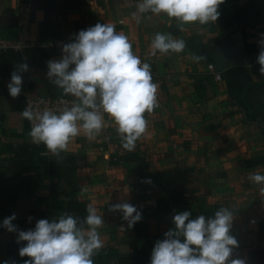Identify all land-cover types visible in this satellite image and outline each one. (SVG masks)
Returning a JSON list of instances; mask_svg holds the SVG:
<instances>
[{
  "label": "crops",
  "instance_id": "0c3cea01",
  "mask_svg": "<svg viewBox=\"0 0 264 264\" xmlns=\"http://www.w3.org/2000/svg\"><path fill=\"white\" fill-rule=\"evenodd\" d=\"M248 1L224 0L217 21L201 25L184 24L163 13L143 14L137 23L132 16L137 0H0V39L15 40L17 6L26 3L30 7L27 46L44 50L41 56L33 52L29 64L9 54L0 56V264H24L30 259L19 256V248L26 242L18 244L17 233L8 232L3 220L15 214L12 223L27 231L40 219L57 218L47 214V208L67 202L70 182L76 188V199L86 208L92 204L104 220L98 229L104 246L92 257L93 264L108 252L135 257L137 250L129 249L130 241L154 247L174 227L172 216L176 213L189 211L190 219L199 215L209 218L222 207L234 214L230 234L239 247L233 258L264 264V198L260 194L264 184L246 179L250 174L264 175V77L254 73L258 41L264 33V0H253L261 12L258 18L233 15ZM96 23H112L118 33L126 35L142 63L150 64L152 81L158 85L159 107L144 114L147 131L131 151L139 160L119 159L129 151L122 147L115 126L105 115V128L98 137L89 139L82 133L62 151L76 164L71 178L50 176L45 170L39 188L19 193L22 181L34 176L33 171L8 165L19 144L32 143L29 121L20 115L25 98L74 99L47 78V61L62 56V49L47 44L73 37ZM170 31L173 38L185 41V49L149 57L154 35ZM237 37L246 64L219 72L216 81L207 70L211 55ZM19 63H27L29 71L22 73L20 95L12 98L7 84ZM138 164H145L147 191L139 198L129 189L127 178V172ZM148 180L151 183L145 182ZM10 189L19 194L12 196ZM178 194L185 201L181 209L171 200ZM122 202L141 212V220L131 228L119 218V212L108 210Z\"/></svg>",
  "mask_w": 264,
  "mask_h": 264
},
{
  "label": "clouds",
  "instance_id": "9594fccd",
  "mask_svg": "<svg viewBox=\"0 0 264 264\" xmlns=\"http://www.w3.org/2000/svg\"><path fill=\"white\" fill-rule=\"evenodd\" d=\"M224 0H137V23L142 15L164 14L184 24L215 23L218 8ZM260 51L256 62L264 77V33L258 41ZM186 47L182 39L157 32L151 39L149 57L159 52L179 53ZM196 59V57H193ZM29 71L27 63H19L11 73L8 93L17 98L22 90V73ZM47 78L64 95L74 99L58 111L26 107L21 117L31 122L28 135L35 145L43 144L54 156L66 151L77 136L98 137L105 128V115L115 126L122 147L131 152L146 133L145 113L157 106L158 85L153 83L151 66L141 61L132 44L112 23H96L75 34L73 42L62 44V56L47 61ZM247 180L264 184V175L250 174ZM151 183L150 180L145 181ZM264 198V187L260 189ZM110 212L122 213L128 228L141 220V212L130 203L112 204ZM81 220L67 212L52 220L40 219L34 229L18 230L12 223L15 214L3 220L8 232L17 233L20 257H29L24 264H93L92 257L104 246L98 229L104 225L102 215L89 204ZM183 211L172 216L173 228L156 241L150 264H246L243 258H233L238 241L230 234L233 212L220 208L212 217L199 215L190 219ZM29 220L32 217L28 218ZM182 238V241H181ZM3 264H10L4 261ZM15 264V262H11Z\"/></svg>",
  "mask_w": 264,
  "mask_h": 264
},
{
  "label": "trees",
  "instance_id": "16d2710c",
  "mask_svg": "<svg viewBox=\"0 0 264 264\" xmlns=\"http://www.w3.org/2000/svg\"><path fill=\"white\" fill-rule=\"evenodd\" d=\"M242 14H246L249 18L255 19L260 17L261 12L257 7L255 1L249 0L246 4L238 6L233 12V15ZM45 24L46 23H43L42 25ZM43 51L44 50L40 47L29 48L28 46H26L20 51L8 50L4 53H0V56L9 54L13 57H18V59L21 60L26 59L27 63L29 64L31 60L30 55L33 54V52L40 54L41 56V52ZM259 67L260 65L258 63L254 65V73L260 74ZM13 153V157L8 162L10 168L34 172V176L32 178H27L22 181V187L17 188L19 193L21 191H25L26 194L27 192L29 194L30 190H35L39 188L44 178L42 173L45 170L50 176L57 175L58 177L62 178H71L76 173V164L71 156L64 155L61 152L60 156L56 157L50 152H48L43 144L35 145L32 143H22L16 147ZM137 158L139 160V155L136 152H128L127 154L119 156V159H121V161H126V159L135 160ZM144 167L145 164H138L127 172L129 189L134 193L135 197L138 198L147 195L146 188L143 184V180L146 176ZM70 186L71 195L68 197L67 202L63 205L48 207L47 212L49 213L47 214H52L58 217L61 213L67 212L83 220V218L87 215L86 206L84 203L76 199L74 195L76 192V188L73 182H70ZM10 191L12 196H16L17 194H19L16 189H10ZM4 192L8 191L5 190ZM173 197L174 199L171 198L172 203L178 204L177 207L181 209L182 205L185 203L184 199L182 198V195L178 194ZM30 213L33 214L34 211L30 210ZM34 215H36V213ZM118 216L119 218H122L120 212ZM128 247L129 249L137 250V255L135 257L118 256L114 253L108 252L101 256H98L96 264H150L151 251L153 249L152 246H150V248L140 247L136 241H130L128 242Z\"/></svg>",
  "mask_w": 264,
  "mask_h": 264
},
{
  "label": "built area",
  "instance_id": "2783aa9c",
  "mask_svg": "<svg viewBox=\"0 0 264 264\" xmlns=\"http://www.w3.org/2000/svg\"><path fill=\"white\" fill-rule=\"evenodd\" d=\"M29 15H30V7L26 3H21L17 6V16L19 20L18 34L15 40L5 41L0 39V53H4L8 50L12 51H20L27 46L28 42V32H29ZM73 37L56 40L47 44L50 48L62 49L63 43L73 42ZM207 70L210 72L216 81L220 80V73L217 72L212 64L207 65ZM72 99L68 97H26L25 104L23 110L26 107H32L33 109L43 110L45 108L52 109L53 111H58L60 108L64 107L66 104L70 105ZM159 104L157 102V106L154 108H158ZM22 110V111H23ZM31 128V122H29ZM186 197H189V194H186ZM122 215V213H121ZM255 221L251 220L253 224Z\"/></svg>",
  "mask_w": 264,
  "mask_h": 264
},
{
  "label": "water",
  "instance_id": "95a60500",
  "mask_svg": "<svg viewBox=\"0 0 264 264\" xmlns=\"http://www.w3.org/2000/svg\"><path fill=\"white\" fill-rule=\"evenodd\" d=\"M210 64L213 65L217 72H222L229 67L245 65L246 62L242 56L240 37H237L227 47L213 52Z\"/></svg>",
  "mask_w": 264,
  "mask_h": 264
}]
</instances>
